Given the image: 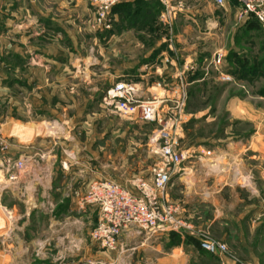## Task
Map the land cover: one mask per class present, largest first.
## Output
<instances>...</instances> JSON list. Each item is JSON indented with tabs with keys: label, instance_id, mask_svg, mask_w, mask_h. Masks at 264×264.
I'll return each instance as SVG.
<instances>
[{
	"label": "rangeland",
	"instance_id": "rangeland-1",
	"mask_svg": "<svg viewBox=\"0 0 264 264\" xmlns=\"http://www.w3.org/2000/svg\"><path fill=\"white\" fill-rule=\"evenodd\" d=\"M164 1L160 12L144 5L138 14L126 13L118 18L112 30L95 33L89 27L94 16L91 0H0V127L3 123L9 126L11 118L25 120L18 112L27 101L25 81L17 80L13 69L21 57L17 60L10 46L15 40L10 32L11 24L15 27L11 19L21 6L36 5L58 19L72 17L74 25L67 26L87 50V56L79 60L77 73L84 76V86L75 99L79 107L86 106V112H97V118L90 122L87 114L75 113L76 123L59 136L42 130L41 140L55 139L64 144L53 162V182L45 185L51 194L47 199L43 185H39L33 194L36 205L26 210V217H17L22 233L27 229L29 235L37 236L53 228L56 235L63 230L55 226L60 220L65 231L72 229L74 236L58 243L55 240L44 254L42 243H35L38 250L31 254H17L8 243L0 242V264H150L147 257L153 255L154 247L168 246L167 235L134 227L121 236L117 250L107 251L91 237L97 209L81 205L93 179H113L131 188L133 178H149L164 163L160 146L152 141L155 123L109 114L101 105L106 88L121 78L138 83L143 98L158 95L165 100L161 110L174 118V137L184 157L168 192L174 201L187 207L206 235L215 238L212 226L201 220L202 216L214 218V212H206L200 198L195 204L198 209L191 206L188 194L196 185L207 183L210 173L205 171L206 160L215 156L208 155L207 150L219 153L218 138L258 129L254 121L243 118V107L247 101L256 113L264 112V26L252 28L238 0H225L224 5L217 0ZM62 36L72 45L67 33ZM226 75L230 76L227 80L223 78ZM0 136L11 143L8 149L0 150V177L5 180L0 184V202L8 204L15 201L21 188L24 165L20 169L14 165L21 159L20 153L10 151L12 142L1 130ZM6 159L11 163L6 164ZM223 228L228 256L244 264L253 262L239 249L243 247L236 232L244 229V242L264 264V214L223 217Z\"/></svg>",
	"mask_w": 264,
	"mask_h": 264
},
{
	"label": "crops",
	"instance_id": "crops-1",
	"mask_svg": "<svg viewBox=\"0 0 264 264\" xmlns=\"http://www.w3.org/2000/svg\"><path fill=\"white\" fill-rule=\"evenodd\" d=\"M30 8L26 6L24 9L21 6L19 11L14 12L11 23L14 22L15 27L11 24L10 29L11 34L15 36V40L10 42L11 50L17 60L21 57L13 64L14 75L17 80L25 81L24 93L27 101L25 107L18 109V112L24 114L25 120L11 118L9 126L3 123L0 127L13 143L10 151L20 153V158L25 163L20 175L22 185H19L21 188L16 192L15 201L8 204L2 200L0 202V242L8 243L9 249L15 250L14 253L17 254H31L34 250L37 251L35 243L43 244V253L55 240L58 243L64 237L74 236L72 229L65 231V226L60 225V220L56 221L59 224L55 226L58 230L62 228V231L53 235L55 230L51 228L37 236L29 235L27 229L22 233L21 221H17V217L28 215L26 210H29L31 205H36L33 194L39 185H43L47 199L51 194L45 185L49 181L50 184L53 182L50 175L53 172V162L59 157L58 151L64 144L55 139L41 140L42 130L48 135L59 136L76 123L78 114H87L89 122L97 118V112H86V106L79 107L75 99L81 95L80 89L84 86L81 82L84 76L77 73L80 61L87 56V50L84 43L77 42L71 27L67 26L74 25L72 17L58 19L50 12L41 11L36 5ZM37 22L39 24L35 25ZM64 32L71 37L72 45L67 44L62 36ZM126 34L129 37V34ZM244 104L243 118L254 121L258 127L257 131L250 134H228L218 138L219 153L216 154L215 149H212L215 156L206 160L205 171L210 173L207 183L195 187V183L192 184L194 188L191 194H188L193 202L191 206L198 209L195 204L200 198L206 212H214V218L207 219L202 216L201 220L207 227L212 226L215 234L214 236L211 233L215 237L213 239L220 242H224L225 236L223 217L242 218L245 215L264 214V112L256 113L250 109L247 101ZM46 115L50 116L49 120ZM218 174L220 176L214 177ZM2 180L4 177H0V184L3 183ZM21 203L24 204L25 212L20 209ZM48 203L52 204L49 200ZM183 208L189 216H194L187 211L185 205ZM204 209L201 210L203 213ZM208 236L211 237L210 234ZM236 237L240 239L243 247L239 249L247 252L252 258L253 262L245 264H260L256 251L244 242V229L236 232ZM166 241L168 246L156 245L153 255L147 257L150 264H239L227 253H211L202 249L200 244L181 242L170 245L171 237L168 235Z\"/></svg>",
	"mask_w": 264,
	"mask_h": 264
},
{
	"label": "built area",
	"instance_id": "built-area-1",
	"mask_svg": "<svg viewBox=\"0 0 264 264\" xmlns=\"http://www.w3.org/2000/svg\"><path fill=\"white\" fill-rule=\"evenodd\" d=\"M91 1L94 16L89 27L93 32L100 33L113 29L116 21V15L113 14L115 6L135 0ZM238 1L242 5L243 16L257 19L264 26V0ZM217 2L224 5L225 0ZM162 16L166 17V14ZM223 78L227 80L230 76ZM164 101L157 95H153L151 99L143 98L138 84L131 79H118L104 91L101 105L109 114H119L157 125L152 141L160 146V157L164 163L156 167L149 178H133L131 188L113 179H93L90 182L81 205L93 206L98 212L91 237L107 251H115L119 247L121 236L136 227L142 231L168 236L173 232L192 236L199 240L202 249L211 253H225L227 245L206 235L168 192V186L177 172L176 168L184 157L174 137V118L166 116L161 110ZM10 145L0 136V150H6ZM211 153V150H207L208 155ZM5 162L10 164L11 159H6ZM14 165L20 169L24 161H14ZM233 259L243 264L240 259Z\"/></svg>",
	"mask_w": 264,
	"mask_h": 264
},
{
	"label": "trees",
	"instance_id": "trees-1",
	"mask_svg": "<svg viewBox=\"0 0 264 264\" xmlns=\"http://www.w3.org/2000/svg\"><path fill=\"white\" fill-rule=\"evenodd\" d=\"M147 6L148 8H153V9H158V11L160 12L161 9L163 8V4L161 2V0H151V1H144V0H135L133 2H128V3H123V4H119L117 6L114 7L113 9V14L116 15V20L118 18L121 19V17H124V15H126V13L130 14H138L140 11L139 7L141 6ZM134 7V8H132ZM135 9V10H134ZM134 10V11H133ZM248 23H250L249 25L252 28H256V25H260V23L257 21V19H254L252 17H250L247 20ZM170 237H171V242L170 245H177L180 244L181 242L184 243H194L199 245V240L192 237V236H185L184 239H182L178 233H170Z\"/></svg>",
	"mask_w": 264,
	"mask_h": 264
},
{
	"label": "bare ground",
	"instance_id": "bare-ground-1",
	"mask_svg": "<svg viewBox=\"0 0 264 264\" xmlns=\"http://www.w3.org/2000/svg\"><path fill=\"white\" fill-rule=\"evenodd\" d=\"M159 92H161V93H160L161 95L163 94V92H162L161 90H160ZM157 97L162 98V97H160V96H158V95H157ZM52 128H53V127H52ZM2 182L5 183L4 180H3Z\"/></svg>",
	"mask_w": 264,
	"mask_h": 264
}]
</instances>
